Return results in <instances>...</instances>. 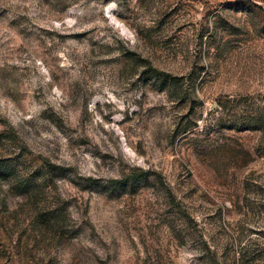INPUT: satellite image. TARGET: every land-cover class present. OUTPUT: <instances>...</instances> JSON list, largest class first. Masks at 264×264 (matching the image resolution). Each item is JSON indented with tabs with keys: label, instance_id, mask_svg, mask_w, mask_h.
<instances>
[{
	"label": "rangeland",
	"instance_id": "obj_1",
	"mask_svg": "<svg viewBox=\"0 0 264 264\" xmlns=\"http://www.w3.org/2000/svg\"><path fill=\"white\" fill-rule=\"evenodd\" d=\"M259 114L264 0H0V264L264 261Z\"/></svg>",
	"mask_w": 264,
	"mask_h": 264
},
{
	"label": "trees",
	"instance_id": "obj_2",
	"mask_svg": "<svg viewBox=\"0 0 264 264\" xmlns=\"http://www.w3.org/2000/svg\"><path fill=\"white\" fill-rule=\"evenodd\" d=\"M255 124H261L264 126V118L262 114H259L254 120ZM258 130H264L262 126L259 127ZM258 152L261 157L264 158V149H258ZM67 169L64 167H60L51 163H47L45 166H43L41 169L34 171L32 176L30 177V181L24 182L20 181L19 182V187L26 188V191H24V194H35L36 189H38V184L36 183L40 181H49L53 182L54 179H65L67 178ZM139 174L136 173H131L128 175H123L120 178H115V179H110L108 181L102 182L95 179L87 178V179H81L84 180L86 184H90L87 186H90V190L98 188L101 190V192L108 194V196H111L112 194L116 193L118 195L124 193L128 189H134L139 185L141 182L148 181V179L151 177V174L149 171H143L139 170ZM75 184V183H74ZM46 187H50L51 185H45ZM54 187V185H52ZM77 188L80 190H85L83 189L84 187H80V185L75 184ZM55 212V213H54ZM57 211L53 212H47V213H41L39 215V219L42 221L41 223H50L51 221H54L57 217ZM51 216L52 219L49 218ZM244 253L242 254L241 257H239L237 264H264V261H261L259 259H250L246 261V257L243 256ZM250 262V263H249Z\"/></svg>",
	"mask_w": 264,
	"mask_h": 264
}]
</instances>
